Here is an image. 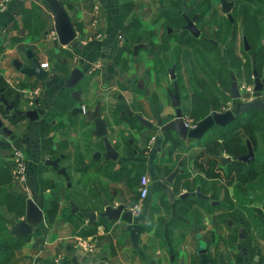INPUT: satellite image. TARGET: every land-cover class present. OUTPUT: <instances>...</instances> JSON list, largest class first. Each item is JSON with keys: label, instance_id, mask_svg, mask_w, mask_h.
I'll list each match as a JSON object with an SVG mask.
<instances>
[{"label": "crops", "instance_id": "crops-1", "mask_svg": "<svg viewBox=\"0 0 264 264\" xmlns=\"http://www.w3.org/2000/svg\"><path fill=\"white\" fill-rule=\"evenodd\" d=\"M162 1H166V5H161ZM173 2H176V9ZM164 6L183 16L190 7V0H70L68 7L73 12L72 20L82 44V48L76 50L70 46L59 50L58 41L50 37L54 20L44 0H10L7 9L0 11V79L8 86L0 85V88L5 89L9 101L16 100L18 105H24L22 110L30 107L32 99L33 105L28 109L34 105L39 110L49 109L41 121L16 118L5 122L13 131V140L0 130V155L11 174L13 150L20 148L27 157L29 188L25 192L12 177L11 185L0 189V199L6 194H20L28 199L29 194L36 198L41 192L38 173L43 167L47 168L44 174L55 173L59 191V207L53 222L47 225L43 221L36 227L9 264H27L28 260L31 264H80V251L100 264H199L196 251L201 243L208 247L211 264H238L237 258L240 264H264V183L257 182L254 189L248 190L239 183L225 187L221 179H207L202 193L210 197L209 201L191 196L181 199L183 193L192 192L188 188L194 179H205L194 166V160L204 149V138L183 141L173 134L164 136L159 126L143 128L134 117L123 112L120 95L125 96L131 110L151 122L156 123L157 118L167 122L175 117L167 94L170 81L173 84L168 69L176 64L178 80V63L175 61L170 66L161 60L163 73L156 69L150 53L153 42L148 41L150 45L146 42L144 30L155 28L154 21L163 18L158 12L163 11ZM122 18L123 24L130 27L129 33L121 28ZM135 39L139 40L135 42ZM137 44H144L145 48L135 55L133 48ZM28 50H32L42 67L50 72L47 80L40 82L28 78L15 68V60L25 66L31 65L26 56ZM77 67L84 72L92 70L87 81L79 86L83 89L80 106L89 103L84 100L88 96L102 102V115L108 122L111 140L121 146L120 158L115 163L94 160L89 152L86 157L83 155L84 163L77 160L85 145L92 150L91 143L95 139L91 135L93 124L86 123L81 114L73 115L78 104L70 91L64 89V80ZM188 80L193 88L195 80L189 77ZM88 87L90 94L87 96ZM36 88L40 92L33 97L31 92ZM190 95V100L181 99V108L188 120L199 121L212 110H221L212 100H193V92ZM199 102L205 105L204 114L195 109ZM236 104L230 105L233 110ZM0 107V111L4 109L3 105ZM0 116L2 118L3 114ZM152 137L155 140L150 143ZM61 155L64 158L60 165L66 170L65 174L45 166L47 159L55 160ZM221 155L229 156L227 153ZM180 161L185 173L179 174L170 185L167 177ZM66 162L69 164L64 165ZM220 166L226 170L228 165ZM101 167H108L109 174H99L97 168ZM143 176L150 179V187L147 198L134 213L133 222L143 226L138 249L131 244L126 222L99 220L89 226L80 213H71L69 197L88 188L95 191L99 211L104 208L103 196L113 206L123 199L125 206L131 209L138 201V187ZM200 184L201 181L198 182L201 188ZM169 187L175 194L173 204L167 199ZM194 212L198 213L197 218ZM8 215L12 228L25 218L14 213ZM239 228L244 229V238L239 236ZM82 239L92 242L93 252L82 249Z\"/></svg>", "mask_w": 264, "mask_h": 264}, {"label": "water", "instance_id": "water-1", "mask_svg": "<svg viewBox=\"0 0 264 264\" xmlns=\"http://www.w3.org/2000/svg\"><path fill=\"white\" fill-rule=\"evenodd\" d=\"M70 0H44L47 5L49 12L53 16L54 20V30L58 39V49L63 47H71L74 50L81 49L82 44L78 39V35L75 29V22L72 20L73 12L70 11L68 7V2ZM222 5V11L229 14L234 7V2L229 0H220ZM183 18L186 22L183 27L184 31L190 32L193 36L198 37L200 31L195 25L197 16L190 19L188 15L183 14ZM171 30H169L170 32ZM244 44L246 50H249L248 41L246 37L244 38ZM145 48L144 44H137L134 46V54L137 55L138 51ZM27 59L31 62L30 66H25L24 63L19 60L14 61V66L17 70L21 71L28 78H35L38 81H45L49 78V71H46L41 62L36 58L32 50H28ZM54 71V70H52ZM171 80L173 81V90L168 88L167 94L171 100V105L175 109V117L167 122L163 119L157 118L156 123L149 121L142 114L135 113L129 105L125 102L124 109L125 112L130 117H134L139 125L143 128H153L154 126H159L162 135L168 136L173 134L180 140L187 141H200L205 138L209 133L213 132L217 128H225L233 123H235L239 118H243L245 114H251L254 112L260 113L264 116V99L254 98L251 100H246L242 103H238L237 108L224 109L223 111L212 110L207 116L197 121L194 128H189L186 126L184 120V113L181 108V91L177 80L176 74V64L168 69ZM231 74V90L230 97L232 101H242V92L236 76L233 72ZM255 82H254V92L260 93L264 88V81L261 82L258 73L254 71ZM86 72L81 68H75L70 75L64 80V89L70 90L75 89L83 81L86 80ZM143 82H141L142 84ZM81 95L82 90L77 88L72 91L71 97L78 104L73 110V115L81 114L85 116V122L88 124H93L94 129L91 132L94 141L91 143V148L93 149L92 158L94 160H103L106 163H115L120 158L121 146L114 144L111 140V134L109 130V125L106 119L102 115V102L97 101L96 106L92 110H87L84 112L81 105ZM119 100H124V96L120 95ZM0 105L4 106V112L12 113L11 120L16 118L27 119L30 122L42 120L39 108L22 110L15 106L13 101H9L5 96V89L0 88ZM0 130L7 138L11 140L15 139L13 131L6 125L5 120L0 117ZM64 158L63 155L60 158L51 160L47 159L45 161V166L54 167L58 169L61 173L65 174L66 170L61 168L60 160ZM218 160L222 166L232 164L233 162H245L248 163L255 158V153L250 148V154L240 158H234L231 156L225 157L219 155ZM183 162L180 161L178 167L173 170L167 177V182L172 185L179 174H184ZM71 186V183H69ZM167 199L170 203H174L175 194L171 187L166 189ZM196 197L198 199H203L209 201L210 197L202 193L200 186H197L195 192H185L180 198L186 199L187 197ZM103 210L101 211H83L73 202L70 201L71 213H80L89 222V226H93L99 220H104L110 223H116L123 221L127 223V231L130 234V241L134 249H138L140 246V235L143 230L141 223H134V213L125 206V202L121 199L116 206L110 204V202L103 196ZM44 194L39 193L36 198H29L27 201V208L25 213V218L21 220L18 226L12 228L9 234L17 238H22L24 236L33 235L34 229L38 227L44 219ZM214 204V202H213ZM245 231L243 228H239V236L244 238ZM208 247L205 243H201L196 255L199 258V264H211L210 259L207 255ZM81 257L78 259L80 264H100L94 262L91 257L85 255L83 251H80ZM27 264H31V260H28ZM108 264V263H101ZM247 264H256L255 262H249Z\"/></svg>", "mask_w": 264, "mask_h": 264}, {"label": "rangeland", "instance_id": "rangeland-1", "mask_svg": "<svg viewBox=\"0 0 264 264\" xmlns=\"http://www.w3.org/2000/svg\"><path fill=\"white\" fill-rule=\"evenodd\" d=\"M165 2L162 1L160 4L166 5ZM173 3L174 9H176V2ZM245 7L248 8V13L250 14L247 16V21H245L244 16ZM253 9L254 7L247 2H244L240 6L239 14L237 15V31L234 32V26L227 18V15L221 12L219 0H190V7L185 13L190 18L197 13L200 14L201 18L196 23L202 32L199 38H195L189 32L184 31L183 27L186 22L183 16L172 13V9H166L165 6L163 7V11L158 12L163 18L154 21L155 24L153 26L155 28L150 30L144 29L147 32L146 34L145 32L143 33V35H147L146 42L148 44V41L153 42V46L149 45L151 49L150 53L152 54L151 57L155 61L156 69L161 70L163 73V69L159 63L161 60L164 63H169L170 66L177 61V72L179 73L178 84L182 100H190V94L193 92V100H212V104L218 110L221 109L219 111H223L231 104L242 103L245 100H249L250 97H253L252 99H264V91L260 93L254 92V71L258 73L259 78L264 79V65L260 63L264 61V11L257 14V17L254 15ZM169 30L171 31L169 32ZM245 30H247L249 37L245 35ZM233 32L236 36H233ZM243 32L247 37L249 50H245L243 36L241 35ZM234 47L239 49L238 54L242 56L241 67L237 70L231 68L228 58V52H231ZM38 54L41 58L44 57L41 52ZM231 71L238 80L242 92V101H232L230 97L231 82L229 80V72ZM188 77L190 80H195L193 88L189 86ZM85 81H87V78ZM183 81H186V83L183 84ZM86 86V84H83V87ZM169 88L173 90L171 81ZM248 89H252V92H249ZM86 93L87 96L90 94L89 87ZM163 96H165V93ZM84 100H89V103L82 108L94 109L97 102L96 97L91 100L88 96ZM31 106L28 108H31ZM22 107L24 105H21V103L16 106L18 109H23ZM195 109L200 113H205L200 103H196ZM3 110L0 111V114H2ZM48 110V108H42L40 115H44ZM249 115L245 114L244 118ZM11 116V113H8L6 117L2 116V118L8 123ZM260 135L264 136V129L257 133L259 151L256 154V158L259 163L264 162V141L260 139ZM68 164L69 162H66L64 165ZM71 173L73 174V171ZM43 176L55 181L54 172L44 174ZM0 211L4 212L6 216H9L1 207ZM11 228L12 226L10 224H5L4 221H0L2 235H7L8 230Z\"/></svg>", "mask_w": 264, "mask_h": 264}, {"label": "trees", "instance_id": "trees-1", "mask_svg": "<svg viewBox=\"0 0 264 264\" xmlns=\"http://www.w3.org/2000/svg\"><path fill=\"white\" fill-rule=\"evenodd\" d=\"M237 7L235 14H239L240 6L247 2L249 5L253 6V13L255 16L261 11H264V0H236ZM129 7V6H127ZM126 9V7H125ZM38 10L35 9V12ZM248 8H244L245 21H247ZM258 17V16H257ZM123 19H121V28L122 30L129 33L130 27H126L123 24ZM255 27V26H253ZM245 34L248 36L247 30ZM249 37V36H248ZM139 39H135L137 42ZM228 58L230 60V66L233 70H237L241 67L242 56H238L235 53V50L228 52ZM261 65H264V61L260 62ZM259 64V63H258ZM205 74V73H204ZM1 87L8 88L3 79H0ZM208 87V86H206ZM206 97V96H205ZM65 99L64 96L62 97ZM15 105H18V102L15 100ZM202 105V108H205V105L202 102H199ZM1 106V105H0ZM1 108V107H0ZM3 116L6 117L8 113L2 112ZM204 114V113H201ZM203 115L202 117H204ZM264 129V116L260 113L254 112L251 113L248 117L243 118V120L233 123L225 128H217L213 132L209 133L204 139V149L194 160V166L205 175L204 178L194 179V182L189 191H195L198 182L201 181V191L203 192V186L205 185V180L207 179H221L225 183V187L231 186L234 183H239L241 186L246 187L248 190H252L256 187L257 182L260 184L264 183V163H259L256 165L257 158L254 159L251 163L243 162H233L227 166V169L224 170L220 166V161L218 156L220 153L226 152L229 156L234 158H240L245 156L248 153V144L247 141L251 144L255 153L259 151V143L257 133ZM260 139L264 141V136L260 135ZM87 149V150H86ZM93 154L92 150H89L87 145L84 146L83 154L77 157L79 163H84L83 155L86 157L87 154ZM264 152V151H263ZM82 153V152H81ZM264 154V153H263ZM264 159V155H263ZM77 162V163H78ZM79 164V165H81ZM98 167V166H97ZM46 167H43L38 173V180L40 185V191L44 194V219L43 221L49 225L53 222L55 215L58 210L59 205V191L58 186L55 181L44 178L43 174ZM100 169V173L109 174L107 169L108 167L97 168ZM98 172V171H97ZM12 174L5 160L0 155V189L8 187L12 183ZM71 181V180H70ZM262 182V183H261ZM227 191V189H226ZM49 192V193H48ZM46 193L49 196H46ZM70 201H73L80 210L83 211H99L100 207L96 201L97 196L93 189H87L84 192L74 194L69 197ZM188 198V197H187ZM184 199V200H187ZM28 198L24 195H10L6 194L4 198L0 199V207L6 211V213H14L20 217L25 216L27 208ZM190 201V200H189ZM190 203V202H189ZM191 205V204H190ZM189 205V206H190ZM259 210V209H257ZM260 214H263L259 210ZM194 216L198 213L194 212ZM0 221H4L5 224H11V221L4 212L0 211ZM199 222V220H197ZM31 235L24 236L22 238H17L9 234L2 235L0 229V264H9L16 257V252L21 248V246L29 239ZM238 264H240V258H237Z\"/></svg>", "mask_w": 264, "mask_h": 264}, {"label": "built area", "instance_id": "built-area-1", "mask_svg": "<svg viewBox=\"0 0 264 264\" xmlns=\"http://www.w3.org/2000/svg\"><path fill=\"white\" fill-rule=\"evenodd\" d=\"M10 3V0H0V11H5ZM96 14H98V10L96 9ZM98 16V15H97ZM96 26L99 25V21L96 19ZM50 37L53 38L55 41H58L57 35L55 30L53 29L51 31ZM99 37H101V34L99 33ZM249 92H252V89H248ZM40 89L36 88L33 89L31 92V95L33 97H37L39 95ZM253 97H250L249 100H251ZM246 101V100H245ZM30 104L33 105V99L30 100ZM84 112L86 111V108H83ZM186 126L189 128H194L197 124V121L188 120L184 117ZM155 140V137H152L150 140V143ZM150 147V145H148ZM12 160L14 162V167L12 170V176L14 179V183L18 184L19 186H22L25 192L29 190L27 185V157L24 154V152L20 148H15L12 153ZM149 187H150V179L147 176H143L140 180L139 187H138V201H136L131 206V211L133 213H136L140 207V204L144 199L147 198L149 194ZM29 198H32L31 195L28 194ZM80 245L82 249H84L86 252H93L94 245L92 242L88 240L82 239L80 241Z\"/></svg>", "mask_w": 264, "mask_h": 264}, {"label": "flooded vegetation", "instance_id": "flooded-vegetation-1", "mask_svg": "<svg viewBox=\"0 0 264 264\" xmlns=\"http://www.w3.org/2000/svg\"><path fill=\"white\" fill-rule=\"evenodd\" d=\"M229 1H233L234 2V7L232 8V10H231V12H230V16L231 17H229V14H227V13H224L223 11H222V5H221V2H220V0H219V4H220V7H221V12L223 13V14H225V15H227V18L230 20V22L232 23V25L234 26V29H233V31L234 32H236L237 30V24H238V19H237V15L235 14V11H236V7H237V2H236V0H229ZM195 16H197V19H196V21H195V25H196V23L200 20V14H195L193 17H189L190 19H192V18H194ZM196 27H197V25H196ZM198 28V27H197ZM198 30L200 31V35L198 36V37H195V36H193L190 32V34L193 36V37H195V38H199L200 36H201V30L198 28ZM233 32V36H236V34ZM241 35L243 36V41H244V38L246 37L245 35H244V32L243 33H241ZM246 39H247V37H246ZM248 41V40H247ZM245 45V44H244ZM233 50H235V53L239 56V54H238V51H239V49L237 48V47H234V49ZM245 50H246V48H245ZM232 72V71H231ZM231 72H229V80H230V82H231ZM92 73V70H90V71H88V72H86V77H87V75H89V74H91ZM259 77V76H258ZM237 79V78H236ZM260 79V81L261 82H263L264 81V79H261V78H259ZM238 81V80H237ZM254 82H255V76H254ZM80 86V85H79ZM79 86H77V88H79V89H81V90H83L82 88H80ZM77 88H75V89H77ZM75 89H70V90H67V91H70V94L72 93V91L73 90H75ZM263 91H264V88H263ZM262 91V92H263ZM82 93H83V91H82ZM124 103H125V100H121V104H122V107H123V109H124ZM34 107H36V108H38V106L37 105H34ZM34 107H32V109H36V108H34ZM228 109L230 108V109H232V106H228L227 107ZM86 111H87V109H86ZM124 114H126V115H128L126 112H125V109H124ZM135 113H139V112H137V111H134ZM140 114V113H139ZM11 115H12V113H11ZM244 118V117H243ZM240 120H242V118H239L236 122H238V121H240ZM247 144H248V153L245 155V156H247V155H249L250 154V148L252 149V151L254 152V150H253V148H252V146H251V144L247 141ZM222 153H226V152H223L222 151ZM221 153V154H222ZM255 153V152H254ZM220 154V155H221ZM256 154L257 153H255V158L254 159H256ZM254 159H252L250 162H248V163H251L252 161H254ZM243 163H245V162H243ZM248 163H246V164H248ZM256 163V165L257 164H259V162H258V160H257V162H255ZM261 163H264V162H261ZM260 163V164H261ZM220 165H221V163H220Z\"/></svg>", "mask_w": 264, "mask_h": 264}]
</instances>
